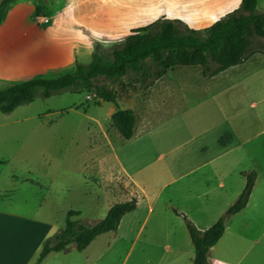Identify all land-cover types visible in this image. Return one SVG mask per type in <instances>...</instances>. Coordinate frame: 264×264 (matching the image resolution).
Here are the masks:
<instances>
[{
  "label": "crops",
  "instance_id": "crops-1",
  "mask_svg": "<svg viewBox=\"0 0 264 264\" xmlns=\"http://www.w3.org/2000/svg\"><path fill=\"white\" fill-rule=\"evenodd\" d=\"M58 1L40 5V14L48 18L46 22L36 21L33 0H16L9 5L0 21V80L17 82L45 76L76 62L87 63L94 47L120 42L132 27L158 16L178 18L189 27L202 28L239 3V0H61L56 4ZM48 5H54L49 14L44 9ZM235 65L206 76L211 78ZM166 71L161 75L157 90L160 93L171 90L164 86ZM237 86L240 92L235 94L234 103L221 98V92L216 91L151 126L143 116L137 119L132 104L123 105L134 111L133 130L135 126L139 130L136 136L132 133L129 138H122L134 145L132 156L138 166L131 170L115 153L122 175L140 195L145 191L136 169L149 181L153 178L160 181L161 186L176 183L175 192L194 200L198 217L193 222L198 228L207 227L235 199L244 184V172L255 171L244 206L226 218L221 235L208 248V264H264V62L242 75L234 85ZM161 99L164 101L162 96ZM152 100L141 103L144 111L151 112ZM108 108L111 113L113 104ZM225 134L223 142L218 141ZM159 158L161 163L157 162ZM184 212L189 216L187 209ZM236 222L241 225L239 235L243 240L237 237L223 241L227 229ZM58 228L42 217L0 208V264H32L42 240ZM68 250L67 246L50 250L38 264H88Z\"/></svg>",
  "mask_w": 264,
  "mask_h": 264
},
{
  "label": "rangeland",
  "instance_id": "rangeland-1",
  "mask_svg": "<svg viewBox=\"0 0 264 264\" xmlns=\"http://www.w3.org/2000/svg\"><path fill=\"white\" fill-rule=\"evenodd\" d=\"M33 1L42 5L50 0ZM53 7L48 5L45 13L49 14ZM255 9L264 12V0H256ZM252 40L255 51L248 55L254 56L211 78L200 73L198 64L172 66L163 77L169 92L157 91L161 76H136L129 67L116 78L98 75L93 83L111 88L120 107L132 104L137 119L143 116L151 126L216 91L234 103L235 94L240 92V87H234L236 81L264 62V36H253ZM111 46L94 47V51L105 57ZM73 68L74 65L50 71L45 76ZM12 83L0 80V88ZM151 98V112L144 111L141 103ZM110 104L97 100L92 91L62 90L46 97L36 95L8 112L0 111V208L42 217L57 228L63 225L68 208L79 211L71 218L87 225L102 217L112 202L134 195V208L122 215L115 229L94 236L82 252L68 244L69 253L86 259L88 264H186L191 260L192 244L182 214L197 221L194 200L175 192L176 183L161 186L160 181H149L137 169L136 176L143 179L145 192L140 195L131 187L115 153L132 170L138 166L132 156L134 145L123 140L111 125ZM138 131L135 126L133 136ZM157 162L161 163L160 158ZM240 228L237 222L231 224L223 241L241 238Z\"/></svg>",
  "mask_w": 264,
  "mask_h": 264
},
{
  "label": "trees",
  "instance_id": "trees-1",
  "mask_svg": "<svg viewBox=\"0 0 264 264\" xmlns=\"http://www.w3.org/2000/svg\"><path fill=\"white\" fill-rule=\"evenodd\" d=\"M10 4V0H0V21ZM255 6L256 0H239L235 8L202 28L189 27L178 18L158 16L132 27L120 42L111 46L108 56L94 51L89 62H76L71 71L56 76L31 77L0 88V111L8 112L31 101L36 95L46 97L62 90L84 89L92 91L97 100L113 104L110 123L122 138L127 139L133 133L134 111L120 107L114 91L93 83V79L98 75L116 78L128 67L136 76L157 78L166 69L184 64L200 65L203 75L215 74L241 62L255 51L251 47L253 36H264V12L256 11ZM34 13L40 14L38 3H35ZM226 137V134L222 135L218 141L223 142ZM244 176V184L235 199L207 227L198 228L182 214L192 244L190 264H208L206 252L221 235L226 218L244 206L255 171H246ZM135 204L134 195L112 202L102 217L87 225L71 218V215L79 213L77 209H66L63 225L42 240L32 264H38L48 251L63 249L70 243L76 250H81L97 234L115 229L121 215L134 208Z\"/></svg>",
  "mask_w": 264,
  "mask_h": 264
},
{
  "label": "built area",
  "instance_id": "built-area-1",
  "mask_svg": "<svg viewBox=\"0 0 264 264\" xmlns=\"http://www.w3.org/2000/svg\"><path fill=\"white\" fill-rule=\"evenodd\" d=\"M47 20H48V18L44 15H41V14L36 15V21H38V22H46Z\"/></svg>",
  "mask_w": 264,
  "mask_h": 264
}]
</instances>
